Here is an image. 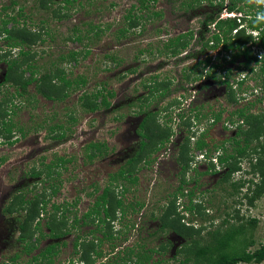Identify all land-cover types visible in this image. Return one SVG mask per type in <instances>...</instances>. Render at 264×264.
I'll return each mask as SVG.
<instances>
[{
  "label": "rangeland",
  "instance_id": "1",
  "mask_svg": "<svg viewBox=\"0 0 264 264\" xmlns=\"http://www.w3.org/2000/svg\"><path fill=\"white\" fill-rule=\"evenodd\" d=\"M54 1L51 7L59 10L60 13L69 14V17H56L51 7L40 8L38 0H0V22L2 18L13 16L20 26L23 24L27 28L40 30L44 37L43 41L32 45L31 52H35V56L31 62L34 64L36 76H41L54 65L53 67L63 68L70 79L77 76L86 78L82 88L69 89L68 95L63 100L45 98L35 91L34 83L27 87V94L11 97L15 93V87L4 83L7 63L0 62V99L6 95L9 97L5 104L9 112L5 118L12 124L9 140L0 135V210L19 190L26 189L24 186L30 189L28 196L43 190H46L48 194L50 192L49 188L46 189L48 183L41 179H33L27 173L32 167L39 166L43 158L45 162H48L54 158V155L66 154L71 156L70 161L65 165L66 168L60 170L59 191L55 195L46 197L50 198L47 210L51 209L52 202L65 203L66 201L70 204L72 198L76 197L79 198L77 204L69 207L73 208L77 217L81 216L94 199V196L91 197L88 193L92 192L96 186L99 188L106 186L110 173L115 172L120 165L119 162L137 146L140 139L138 125L146 111L156 112L155 121L159 122L161 127H171L170 142L166 143L168 149L166 152L161 153L162 150H160L158 154L156 152L152 154V157L158 156L157 162L150 167L143 166L134 173L137 177L136 184H126L128 191L122 195L125 201L133 203L136 199L143 200L145 205L142 210L138 213L128 210L125 216L119 221L116 220L113 225L115 228H119L120 225L121 235L126 234L127 239L121 243L127 244L125 246L143 244V248L156 250L160 244H168L164 252H152L148 262L153 264L162 258V264H180L181 256L176 257V252L184 239L172 231L159 232L155 236L149 235L157 228L158 223L156 219L150 217V212L155 206L159 211L158 206L167 203L169 195L178 184L180 167L174 159V150L184 132L177 126L178 119L175 114L181 106L185 105L186 108L187 102L193 99L194 110L199 107L200 112L205 114L204 117L193 122V128L199 129L195 138L201 130L207 132L208 154L212 156V159L203 158L197 151L193 152L191 166L195 167L198 173L193 169L187 172V176L195 178L188 182L184 192L194 184L196 201H203L201 204L206 209L202 217L190 215L182 209L188 203L187 196H183L177 199L178 210L184 214L185 221L189 219L192 223L203 226L202 234L205 238H207L206 232L215 227L229 225L236 227L242 224L245 227V233L238 238H246L247 242L253 241V244L247 247L248 250H253L263 243L264 194L251 205L244 198L248 183L236 193L230 185L231 181L242 179H252L253 182L259 180L256 174L246 172L249 170L248 159L242 158L241 170L236 171L231 176V180L218 183L226 167L222 168L215 161L216 154L222 152L217 147L234 136L236 132L237 123L232 124L229 121V113L237 107L249 104L252 100L255 104L251 107V112H259L264 107V98H261L256 81L251 79L252 74L250 79H246L239 87L236 84L242 72H246L242 71L238 65L243 60L241 56L231 61L223 54L218 56L217 50L202 47L200 42H195L196 36L205 41L212 32L213 26L204 25L203 20L210 15L216 16L215 6L204 2L194 9L184 11L178 8L179 0H147L150 8L145 9L143 14L150 10H158L162 12V15L142 20L139 28L132 29V33L126 38L118 40L114 37V32L122 25V15L131 5L138 7L139 0H85L88 4L82 0L83 6L80 7L76 1L70 6L71 9L63 7V3L59 0ZM256 1H238V5L244 6L246 12L238 10L231 12L225 7L229 0H223L224 8L217 13L220 18L241 16V23L245 25L251 19L260 17ZM89 23L100 25L103 31L99 37L89 33L88 39H84L83 43H76L69 38L72 36L74 26H78L81 32H85ZM141 27L144 30L140 32ZM188 29L195 32L194 39L186 50L192 54L191 56H184L186 51L175 56L157 53V48L162 49L163 43L169 37ZM2 37H0V46L6 48V40ZM85 47L90 50V53L83 57L82 51L86 49ZM143 49L144 51L140 53L139 50ZM146 49H151L153 54L150 55ZM70 50L80 51L76 62L59 59L61 54H66ZM16 53L17 48L10 50L11 55ZM110 55L115 56L116 59H111ZM205 55H211V62L218 63L222 67H229L228 80L232 83L237 98L232 101L234 103L226 100L227 90L223 84L210 78L204 80L202 84L198 83L200 81L193 82L183 78V73H188L189 68ZM201 71L204 73L205 70ZM25 75H28V71ZM163 79L169 81V93L162 98L157 95L160 90L154 96L149 95V86L156 81L158 84ZM153 80L154 83H152ZM161 88L163 87L159 86V89ZM98 89H103V93L107 90L115 92L114 97L108 98L109 106L91 112L83 111L78 102V96L83 90L95 92ZM219 111H221V118L213 122L212 114ZM70 116L75 117V120H71ZM233 118L235 120L238 117L234 115ZM56 125H61V130L66 132V136L59 141L49 137L56 134L57 130L50 132L51 126L55 128ZM96 141L105 142L107 152L103 154L104 156L97 154L89 159L86 157L85 146ZM193 143L192 140L191 145H194ZM225 145L229 147L227 142ZM209 160L215 163L216 171L199 174L207 170ZM120 189L121 187H115L118 194ZM23 214L22 210L12 215L23 216ZM2 215L0 211V264H5L3 263L4 241L7 240V231L1 225L2 222L12 225L13 217L9 215L7 219L4 216L8 214ZM70 218L72 213L69 214ZM250 218L256 219V223L250 224L248 222ZM133 224L134 227H132ZM137 226L139 230L135 229ZM41 227L43 233L48 235V228L42 225ZM92 227L93 225L90 224L84 225L78 230L82 233L81 231ZM32 236H37V233ZM61 240H64L66 245L60 247L59 253L51 264H68L71 258L73 249L70 245L71 237H63ZM50 241L49 238L41 241L30 255L19 259L21 264H24L30 256L37 254L42 245ZM33 242L31 240L29 244ZM119 242L118 238L116 244ZM102 245L105 251L110 250L106 241ZM77 256L74 255V257ZM95 261L99 262L98 259ZM261 264H264V261Z\"/></svg>",
  "mask_w": 264,
  "mask_h": 264
},
{
  "label": "trees",
  "instance_id": "2",
  "mask_svg": "<svg viewBox=\"0 0 264 264\" xmlns=\"http://www.w3.org/2000/svg\"><path fill=\"white\" fill-rule=\"evenodd\" d=\"M40 8L47 9L51 7L54 0H38ZM62 2L63 7L69 9L77 1L78 5L83 6L82 0H59ZM85 1V0H84ZM155 1V0H153ZM172 1V0H170ZM175 1V0H173ZM178 1V0H177ZM238 1L242 0H229L226 9L229 11H244V6L238 5ZM206 2L210 6H216L219 12L223 6V0H179L178 8L188 11L194 9L197 6ZM86 4L88 2L85 1ZM259 18H253L245 25L241 23V16H230L226 18H220L218 13L216 16H207L204 18V25L211 24L213 30L205 41L195 37L196 43H201L202 47L209 48L211 50H217V55L223 54L229 60L234 61L238 57H242L243 60L239 62V68L242 71H246L243 78L236 80V84L241 85L246 79L256 81V85L259 87L262 97L264 98V0H257ZM150 6L147 0H139V5L136 7L134 4L126 10L122 15V25L116 28L114 37L116 39L126 38L128 34L132 33L131 30L139 28L142 20H149L162 15L161 11L150 10V12L143 14L145 9L149 10ZM52 9L54 15L58 18L69 17V14L60 13L57 9ZM71 9V8H70ZM246 12V11H244ZM202 21V22H203ZM11 26L9 27V24ZM139 31H143L141 27ZM102 28L99 24L89 23L85 32H81L78 26H74L72 29L71 40L83 43L84 39H88L89 33L92 36L99 37L102 33ZM195 32L192 29H188L185 32L178 33L172 37H169L166 42L163 43L162 49L157 48L158 54H165L168 56H175L183 51H186L194 39ZM3 37H2V36ZM0 37L6 40V48L0 46V62L5 61L7 63V70L4 75V82L12 84L15 87V93L11 95L23 96L27 94V87L34 83L35 91L42 94L47 99L63 100L67 95L69 89H80L86 83V78L78 76L77 78H67L65 70L61 67H53L43 73L41 76H36V72L33 69L34 64L31 62L34 59L35 52L32 51V45L38 41H43L42 33L40 30H33L27 28L22 24L19 25L15 17L2 18L0 22ZM84 45V44H83ZM87 45V44H86ZM256 46V48H253ZM18 48L16 55H11L10 50L12 48ZM86 48V47H85ZM147 50V49H146ZM143 50H139L142 53ZM148 53L153 54V51L147 50ZM79 51L70 50L66 54L59 56L60 60H75L77 61V55ZM84 56L90 53L89 49H85ZM192 54L186 51L185 56L189 57ZM216 55V56H217ZM215 56V58H216ZM111 59H116L115 56H111ZM211 55H205L189 68L188 73H183V78L189 81H198L205 75V78H210L219 84H223L227 90V101L237 100L235 90L232 88V83L228 80L229 67H222L218 63L211 62ZM205 70L202 73L201 70ZM197 68V69H196ZM28 71V75L25 73ZM223 73V74H222ZM155 77V76H154ZM156 81V80H155ZM154 83V80L152 81ZM151 84L149 86V95H153L160 90L157 94L159 97H163L166 93H169L168 80H161L159 84ZM234 85V84H233ZM103 89H98L95 92H87L83 90L78 96V102L83 111H95L101 107L109 106L108 98L113 97L114 92L107 90L106 93L102 92ZM151 97V96H150ZM8 96H3L0 99V135L9 140L11 137L12 124L10 120L5 117L9 112L7 105ZM142 100L147 98H141ZM228 102V103H229ZM180 103V101H178ZM193 103V102H192ZM191 103V104H192ZM255 104V101H250L249 104L241 107H237L229 114V121L236 124V132L234 136L222 142L217 149H221L222 152L216 154L215 161L222 168L226 167L220 181L231 180V176L241 170L242 158H247L249 161V170L247 173L256 174L259 178L258 181L253 182L252 179H245L239 181H231L230 185L233 188V192L236 193L243 186L247 185V192L244 193V198L248 200L249 204H254V201L264 194V107L259 112H251V107ZM193 105V104H192ZM192 105L181 106L176 113L178 122L177 125L184 132L180 142L177 144L174 159L179 165L178 172V184L174 187L173 191L169 195L167 203L162 204L159 211L157 206L152 208L150 217L157 220V228L153 230L149 235L155 236L159 232L172 231L182 237L184 242L178 248L176 257L181 256L179 260L180 264H237L240 262L261 264L264 261V242L253 250H248L247 247L253 244L250 240L247 242L246 238L239 239L238 237L244 235V225L228 227H215L212 230L206 232L207 238L202 234L203 226L201 224L196 225L184 219V214L181 210H178L176 205L177 199L183 196H187L188 203H186L182 209L188 212L192 216L202 217L205 213L206 207H203L201 203L203 201H196V193L193 186L184 192L185 187L191 179L195 177L187 176V172L193 169L196 173L198 171L195 167L191 166V161L194 157V151L199 152L203 158L212 159V156L208 154L209 142L206 140L205 130H201L195 138L198 128H193V122L204 117L205 114L200 112V108L197 107L194 110ZM156 112L146 111L145 116L139 123V135L138 146L124 163L120 164L118 169L110 173L108 184L104 186L101 193L95 198L94 205L89 211L84 212L81 216L73 218L72 225L82 226L85 224H92L94 228L90 231V234L94 231H99L100 237L95 236L89 240L86 237L82 240L80 236L74 241L75 251L74 254L78 255L77 258L70 260V264L74 262L77 264H93L95 261V255H102L96 247L106 241L109 245V249L115 248L116 241L124 242L127 239L126 234L121 235V228H115L113 220L118 217L119 211L120 219L130 211L138 213L144 207L143 200L136 199L133 203L130 201L127 203L119 195H123L128 191L127 183L136 184L137 177L134 173L139 168L146 166H152L157 156L152 157V154L157 153L161 148L165 147L166 142L170 139L172 133L171 127H161L159 122H156ZM212 121H218L221 118V111L212 114ZM238 118L234 120L233 116ZM71 120H75V117H71ZM61 125H56L54 128L51 126L50 132L56 131V134L49 135V137L55 140H62L66 136L65 130H61ZM205 129V128H204ZM194 141V145H191V141ZM228 143L229 147L225 145ZM107 151L105 142H90L85 146L86 156L92 159L95 155ZM3 160V159H2ZM70 161L66 156L54 155L52 160L45 162L44 158L41 160L40 165L32 167L27 175L33 179H41L48 183L46 189L49 188L50 192L47 194L46 190L41 192H35L32 195H27L29 187L24 186L26 189H21L17 194L13 196L11 201L5 205L3 212L9 214L18 213L24 211L23 216H13L16 223V228L19 230L18 238L20 240L28 241V239L37 233L41 237L46 234L42 231V226L49 229V234L52 237H61L67 234L69 229V221L66 213L69 211V206L76 204L69 203H56L52 202V209L47 210L48 201L52 195H55L60 188L61 175L60 170L66 168V164ZM215 163L209 160L207 170L199 172L204 174L206 172H215ZM195 175V174H194ZM189 177V178H188ZM116 184L114 185V183ZM118 182V183H117ZM59 183V184H58ZM34 185V184H33ZM115 187H121L120 193L115 191ZM186 188V189H185ZM223 189V186L221 187ZM96 186L94 192L98 191ZM186 193V194H185ZM60 212V213H59ZM143 212V211H142ZM213 219L212 217H210ZM45 219V220H44ZM44 220V222H43ZM228 221V220H225ZM256 219L250 218L248 222L255 224ZM134 227V224L132 225ZM138 228V227H137ZM139 230V228H138ZM37 237V241L40 239ZM79 240V241H78ZM96 240V242H95ZM31 240H29V243ZM169 243V242H168ZM65 242H63V245ZM240 244V245H239ZM59 243L53 242L45 246L39 253L34 256L32 261L35 264H50L53 261V255L59 251ZM122 245V244H121ZM131 246H123L116 255V260L112 259L111 264H152L148 262L151 259L152 252L162 253L166 249L168 244H160L158 249L143 248V244ZM36 246V243L28 244L25 247L26 252L31 251ZM78 246V249H77ZM137 248V249H136ZM18 254H15L12 259H16ZM113 258V257H112ZM163 259L159 258L153 264H162ZM109 264V263H108Z\"/></svg>",
  "mask_w": 264,
  "mask_h": 264
},
{
  "label": "flooded vegetation",
  "instance_id": "3",
  "mask_svg": "<svg viewBox=\"0 0 264 264\" xmlns=\"http://www.w3.org/2000/svg\"><path fill=\"white\" fill-rule=\"evenodd\" d=\"M227 6V3L225 4V7ZM215 8H216V10L218 9L216 6H215ZM223 8H224V6H223ZM218 12V11H217ZM216 12V13H217ZM215 13V14H216ZM10 24H12V23H10ZM39 42V41H38ZM76 42V41H75ZM76 43H78V42H76ZM16 48V47H15ZM87 48V47H86ZM88 49V48H87ZM17 50H18V48H17ZM76 51H78V50H76ZM85 51V50H84ZM84 51H82V52H84ZM79 53H80V51H79ZM78 53V54H79ZM17 54V53H16ZM15 54V55H16ZM89 54V53H88ZM87 54V55H88ZM86 55V56H87ZM83 57H84V53H83ZM74 62H76L75 60H73ZM1 62H5V61H1ZM6 70H7V65H6ZM5 73H6V71H5ZM5 73H4V75H5ZM242 75H243V72H242V74H241V76L239 77V78H241L242 77ZM78 77V76H77ZM68 78V77H67ZM203 78V79H202ZM202 80L201 79H199L198 81H200V82H198V81H196V82H198V83H201L202 84V82L204 81V80H206V78H205V75H203L202 76ZM238 78V79H239ZM237 79V80H238ZM3 81H4V78H3ZM5 83V82H4ZM12 85V84H11ZM13 86V85H12ZM113 91V90H112ZM114 92V91H113ZM114 95H115V92H114ZM114 95H113V97H114ZM112 98V97H111ZM50 100H52V99H50ZM57 100V99H56ZM192 100L193 99H191L190 101H188L187 102V106L189 105L190 106V104L192 103ZM192 105V104H191ZM179 111V110H178ZM176 115V114H175ZM177 116V115H176ZM178 119V118H177ZM178 126V125H177ZM138 127H139V125H138ZM8 141V140H7ZM96 142H98V141H96ZM170 142V140H168L166 143H169ZM167 145V144H166ZM165 145V147H163V148H161L160 150H162L161 151V153L162 152H166V150L168 149V146H166ZM137 146H138V143H137ZM137 146L135 147V148H133V150L127 155V156H125V158H123L122 159V161L121 162H119L120 164H122V163H124L128 158H130V156L132 155V153L136 150V148H137ZM176 147H177V145H176ZM159 150V151H160ZM174 150V149H173ZM176 150V149H175ZM174 150V151H175ZM158 151V152H159ZM107 152V151H106ZM106 152L105 153H103V154H106ZM158 152L156 153V154H158ZM199 153V152H198ZM160 154V153H159ZM62 156H66L67 158H71V156H68V155H66V154H61ZM172 155H173V151H172ZM104 156V155H103ZM87 157V156H86ZM158 157V156H157ZM157 157H156V159H157ZM156 159H155V162L154 163H156L157 161H156ZM160 160V159H159ZM158 160V161H159ZM154 163H153V165H154ZM150 167V166H149ZM96 188V187H95ZM99 188V187H98ZM104 188V187H103ZM103 188H99L98 189V191H96V192H94V190L92 191V192H89L88 193V195H90L91 197H93L94 196V199H93V202H92V204H90L88 207H87V209L85 210V212H87V211H89L90 210V208L94 205L93 203H94V201H95V198L98 196V194L99 193H101L102 192V190H103ZM121 196L122 195H119V197L121 198ZM13 198V196L11 197V199ZM122 198H123V200H125L124 199V197L122 196ZM11 199L9 200V202L11 201ZM78 199L79 198H72V200H71V202H70V204H77V202H78ZM65 203H68V202H66V201H64ZM51 205V204H50ZM5 207V205L1 208V213L4 215V214H7V213H4L3 212V208ZM73 207V206H72ZM51 209H52V211H54L55 213H56V211L51 207ZM72 209V210H71ZM60 213V212H59ZM72 213V218H70L69 219V214H71ZM143 213V212H142ZM120 214L121 213H119V211L117 212V216L118 217H116L114 220H113V223L116 221V220H121L120 219ZM2 215V216H3ZM9 215H11V214H9ZM9 215L8 216H4V217H7V219H8V217H9ZM66 215L68 216V221H69V229H70V231L67 233V234H65V235H63V236H61V237H52L51 235H45V236H43V237H41L40 238V236L39 235H37V236H35V237H33V236H31L29 239H28V241H24V240H20L19 238H18V236H19V230H18V228H16V223H15V220L13 219V221H12V225H9L7 222H5V223H3L2 222V225L1 226H3L4 227V229L7 231V236H6V239L7 240H5L4 241V248H5V251H4V259H3V263H5V264H21L22 262H20L19 261V259L20 258H22L23 256H28V255H30L31 253H32V250H34V248L36 249V247L38 246V244L39 243H41V241H43L44 239H46V238H49L51 241L50 242H46L45 244H43L42 246V248H40L39 249V251L37 252V254H34V255H32V256H30L29 257V259H27L26 261H25V263L24 264H35V262H39V261H32V259H33V257L34 256H37V255H39V253H40V251L45 247V246H47L48 244H51V243H53V242H58L60 245H59V250H60V247L63 245V242H65L64 240H61L63 237H71V240H70V245H71V247H73V249H72V252H71V258H69V260H68V264H70V260L73 258V255H75L74 254V251H75V247H74V241L76 240V238L78 237V236H80V239L79 240H82V239H84L85 237H86V239L87 240H89V239H91V238H93V237H95V236H98V234H99V236L98 237H100L101 236V234L99 233V231H96V232H92L91 234H90V231L94 228V225H93V227L91 228V229H87V230H83V231H81L82 233H80L79 232V230H78V228H79V226H77V225H72L71 223L73 222V218L75 217V212H73V208H70L69 207V211L66 213ZM11 217H13V215H11ZM6 219V218H5ZM45 220V219H44ZM85 225H89V224H85ZM90 225H92V224H90ZM84 225H82V226H80V228H82ZM119 228H120V225L118 226ZM138 227V226H137ZM135 228V229H138V228ZM11 228H14V229H11ZM49 230V229H48ZM49 234V233H48ZM36 235V234H35ZM37 237H39L40 239L37 241ZM29 240H33L35 243H36V246L31 250V251H29V252H26V250H25V247H26V245H27V242H28V244H29ZM78 240V241H79ZM95 242H96V240H95ZM103 244V243H102ZM102 244H100V246L98 245L97 247H96V249L98 250V251H100L101 252V254L102 255H100V256H97V255H95V253H93V256L95 257V260L96 259H98L99 260V262H96V261H94V263L93 264H111L112 263V259L113 260H116L117 258H115L114 257V255H116L117 254V252L121 249V248H123V246H125V245H127V244H122L121 245V242H119L116 246H115V248H113V250L112 249H110V250H104V248H103V245ZM64 245H66V242H65V244ZM133 246H134V244H132ZM131 245V246H132ZM77 249H78V246H77ZM58 253H59V251H58ZM58 253H56L55 255H53V259H54V257L58 254ZM15 254H18V257L16 258V259H12V257L15 255ZM113 257V258H112ZM75 258V257H74ZM77 258V257H76ZM75 258V259H76ZM53 262V261H52ZM51 262V263H52ZM50 263V264H51ZM74 264V263H73ZM77 264V263H76Z\"/></svg>",
  "mask_w": 264,
  "mask_h": 264
},
{
  "label": "clouds",
  "instance_id": "4",
  "mask_svg": "<svg viewBox=\"0 0 264 264\" xmlns=\"http://www.w3.org/2000/svg\"><path fill=\"white\" fill-rule=\"evenodd\" d=\"M234 16V15H233ZM228 17H230V16H228ZM185 54H186V52L184 53V56H185ZM246 73H243V75H242V77L241 78H243V76L245 75ZM239 80V79H238ZM196 82V81H195ZM192 102H193V100H192Z\"/></svg>",
  "mask_w": 264,
  "mask_h": 264
},
{
  "label": "built area",
  "instance_id": "5",
  "mask_svg": "<svg viewBox=\"0 0 264 264\" xmlns=\"http://www.w3.org/2000/svg\"><path fill=\"white\" fill-rule=\"evenodd\" d=\"M231 12H229V14H230ZM226 14H228V13H226ZM232 14V13H231Z\"/></svg>",
  "mask_w": 264,
  "mask_h": 264
}]
</instances>
